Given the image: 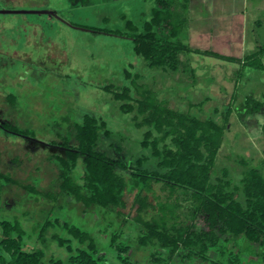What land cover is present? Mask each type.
I'll return each mask as SVG.
<instances>
[{"label": "rangeland", "instance_id": "374dc122", "mask_svg": "<svg viewBox=\"0 0 264 264\" xmlns=\"http://www.w3.org/2000/svg\"><path fill=\"white\" fill-rule=\"evenodd\" d=\"M176 1L186 18L180 36L184 43L241 61L189 51L179 54L181 64L177 71L149 66L134 50L127 21L131 20L142 32L157 0H0V120L10 119L36 131L31 138L5 131V135L0 134V168L25 185L37 182V188L43 192L57 191L58 168L51 155L63 152L60 143L70 132L69 124L81 121L85 113L107 122L111 132L101 134L97 148L128 166L127 170L118 169L119 172L127 175L138 167H155L157 160L151 148L141 143L149 127L136 126V113L123 111V101L103 88L113 84L134 90L132 78L126 76L128 70L133 77L138 75L139 87L149 88L160 100L180 111L200 118L210 116L223 123L224 114L231 107L214 178L224 174L238 185L246 165L257 167L264 174V69L248 66L245 60L246 55L264 45V8L254 11L243 5V0H217L216 5L194 3L189 10L190 0ZM181 3H188L187 8ZM94 27L118 30L121 34L97 32ZM262 60L264 63V56ZM9 93L17 94V106L7 101ZM248 97L263 102L259 112L245 113ZM51 141L59 144L49 146ZM140 158H144L141 163ZM81 168L80 160L77 169ZM133 192L127 193L128 207L124 211L131 210ZM144 194L156 206L178 200V213L184 222L189 221V195L177 190L169 196V189L155 181L151 191ZM4 199L14 203L5 206L0 217H18L28 231H33L46 217L60 215L90 230L108 253L110 262L114 252L108 247L109 237L105 234L126 231L119 240L131 246L135 264H219L195 257L153 259V247L137 246L140 224L133 218L135 209L130 217H119L113 212L105 216L84 215V207L74 200L65 203L54 199L49 203L45 197L32 196L24 187L13 184L5 188ZM153 212L150 210L146 217L150 218ZM124 218L128 219L126 223ZM197 222L203 223L200 218ZM216 249L210 253L212 258L225 264L235 253L240 256L235 264H264V247L245 238L224 241ZM48 252L66 254L55 243H50ZM158 256L165 257L166 253Z\"/></svg>", "mask_w": 264, "mask_h": 264}, {"label": "trees", "instance_id": "16d2710c", "mask_svg": "<svg viewBox=\"0 0 264 264\" xmlns=\"http://www.w3.org/2000/svg\"><path fill=\"white\" fill-rule=\"evenodd\" d=\"M187 4L179 5L187 8ZM185 21L176 0H157V6L151 18L144 23L142 32L137 31L131 20L127 21L135 52L142 55L149 66L173 71L180 68L181 52L192 51L224 60L241 61L212 49L192 48L184 43L180 36ZM94 29L97 32L121 34L118 30ZM263 56L264 45H261L255 52L246 55V64L263 70ZM126 74L132 78L135 91L130 86L117 88L113 84L103 88L112 92L116 100L123 101V111L136 113V126L149 127L141 143L151 148L157 165L138 167L127 175L119 172L118 169L127 170L128 166L97 148L101 134L111 132L107 122L94 114L85 113L81 121L69 124L70 132L60 143L63 152L51 155L58 168V190L43 192L37 188V182L35 185H25L0 168V211L14 203L4 199L5 188L13 184L24 187L32 196L45 197L49 203L54 199L65 203L74 200L84 207V215L105 216L113 212L119 217H130L131 210L135 209L133 218L140 224L137 246L153 247L155 250L151 256L155 260L171 261L179 256L184 260L195 257L225 264L210 254L224 241L245 238L264 247L263 172L246 165L238 185L224 174L213 177L218 154L226 140L231 107L225 112L223 123L210 116L200 118L170 107L149 88L139 87L136 81L138 75L133 77L128 70ZM135 93H138L137 97ZM7 101L13 107L17 106V94L9 93ZM262 106V101L248 97L244 105L245 113L259 112ZM3 131L23 138L36 135L31 127H24L10 119L0 120V134H4ZM58 144L56 141L49 142V146ZM143 159L140 158L139 163ZM80 160L82 168L78 170ZM154 181L168 188L169 196L177 190L189 195L191 207L188 222H184L178 213V200L175 203L160 202L158 212L150 218L146 217L150 210L156 209L144 194L151 191ZM129 191H134L135 199L129 205L130 212H127L124 208L128 207ZM93 208L96 209L94 213L90 212ZM199 218L202 225L197 222ZM127 220L124 218L123 222ZM125 232L105 234V237H109L108 247L114 252L110 262L108 253L104 252L90 230L60 215L46 217L33 231H28L18 217L14 220L0 217V264H135L130 254L131 246L119 240ZM37 243L40 246H36ZM50 243L65 249L66 254H49ZM161 252H165L166 256L159 257ZM228 260V264H235L236 260H240L239 253L229 256Z\"/></svg>", "mask_w": 264, "mask_h": 264}, {"label": "crops", "instance_id": "0c3cea01", "mask_svg": "<svg viewBox=\"0 0 264 264\" xmlns=\"http://www.w3.org/2000/svg\"><path fill=\"white\" fill-rule=\"evenodd\" d=\"M216 1L217 0H190V4L188 7L189 10L192 9L191 5L192 6H208L210 3L213 5H216ZM189 2V1H188ZM195 3V5H194ZM243 5H247V6H251L254 10V11H257L259 10L260 8L263 9L264 8V0H243ZM197 9V8H196ZM200 9V8H199ZM172 197H169V199H171ZM168 200V198H167ZM169 201V200H168ZM166 202V201H165ZM154 204V203H153ZM155 205V204H154ZM156 206V205H155ZM153 214L158 212V206H156V209L153 210ZM238 239V238H237Z\"/></svg>", "mask_w": 264, "mask_h": 264}]
</instances>
